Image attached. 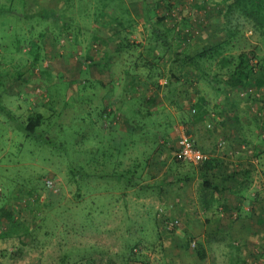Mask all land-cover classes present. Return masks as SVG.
<instances>
[{
	"label": "rangeland",
	"instance_id": "1",
	"mask_svg": "<svg viewBox=\"0 0 264 264\" xmlns=\"http://www.w3.org/2000/svg\"><path fill=\"white\" fill-rule=\"evenodd\" d=\"M232 9L240 32L216 56L204 60V73L196 71L186 81L181 75L183 63L173 53H165L161 39L168 37L171 42L175 23L189 21L193 30L224 20V0H0V264H56L60 260L167 264L169 259L173 264H264V158L257 163L251 156L246 181H221L223 174L238 169L232 161H243L247 155L239 145L226 146L229 151L224 156L230 160L216 169L211 182L227 199H231L230 191L233 195L237 187H244L250 196L245 202L249 214L232 208L220 214L216 203L214 213L208 215L210 222L204 223L206 216L197 205L202 181L194 167L176 162L173 154L181 128L191 131L209 154L216 153L218 141L235 135L228 123L232 124L230 117L237 107H229L226 96L218 91L226 85L216 78L223 79L232 67L230 59L241 50H254L264 63V20L262 12L244 14L234 3ZM146 12L153 17L158 38L147 40L153 41L159 55L164 53L162 59L153 57V61L166 64L162 70L150 68V77L147 70L131 64L151 60L136 46L142 34L139 42L132 40L127 30L134 26L124 21L120 27L115 21ZM108 17L111 21L104 22ZM165 25L172 30L164 37ZM103 27L121 32L108 39L102 35ZM196 38L189 40L194 49L203 45ZM117 41L125 48L120 52L122 61L109 66L111 57H117L110 53ZM182 46L180 42L171 47L179 53ZM132 73L147 81L161 80L158 91L163 99L148 116L144 99L150 87L140 85L138 98L121 104L133 129L118 134L112 128L103 130L108 121L99 110L106 104L104 94L99 96V82L111 76L121 84ZM93 80L98 84L91 86ZM120 84L114 86L115 93H120ZM260 87L261 99L244 107L239 101L238 108L241 124L250 129L243 136L261 148L262 136L256 135L264 130V89ZM247 88L251 87L241 86L239 92ZM228 90L229 97L238 91ZM202 109L208 117L191 125ZM33 111L45 117L37 131L44 130L48 142L38 134L36 138L25 135L24 120ZM152 120L159 123L163 141L156 160L151 158L156 125H142ZM123 152L125 165H119L113 160ZM221 170L225 172L220 176ZM184 174L193 176L172 182ZM153 175L158 183L162 179L164 192L152 193L153 203L137 207L134 196L153 191ZM137 182L138 188L134 187ZM216 217L222 227H215ZM173 219L177 224L168 227ZM236 219L240 227L233 224ZM198 242L204 259L190 260Z\"/></svg>",
	"mask_w": 264,
	"mask_h": 264
},
{
	"label": "trees",
	"instance_id": "2",
	"mask_svg": "<svg viewBox=\"0 0 264 264\" xmlns=\"http://www.w3.org/2000/svg\"><path fill=\"white\" fill-rule=\"evenodd\" d=\"M224 1H225V5H226V10H224V13H222L224 16V20H222V21L207 24L206 26L201 27L200 29H193V30L190 28L191 25L187 21L182 22L181 23L182 25L179 23H175L174 27L177 29L176 38L174 39V37H172L171 42L170 41L168 42V37H165V36L172 30V28L170 26H166V25L164 27L163 36L165 38L163 37L164 39H161L162 42L160 43V46L166 47L165 53L167 55H171L173 53L176 58L181 59L182 60L181 62L183 64L187 65V67L184 69V73H181L182 76L183 75L186 76V78H185L186 81L189 79L190 76H192V74L195 75L196 71L198 74L204 73L203 69H199V67L204 65V63L207 59H209V58L211 59V56H216L220 52V48L224 46V43H228L232 36H235L236 34H238L240 32L239 21L236 19V17H234V14L232 11L233 10L232 9L233 3L238 8V10L242 11L244 14L249 13V12H251V13L262 12L261 18L264 20V0H224ZM146 16H150V13L146 12ZM220 34H223L222 37H220L221 36ZM193 36H196L197 37L196 39L199 42L203 43V45H201V47L198 49H194L189 42L190 38H192ZM153 37H154V40L158 39L157 34H155L154 31H153ZM182 41L185 44V46L182 47V49L180 50L179 53L175 49H172L171 46H174L175 44L178 45ZM120 42H119V45L122 46L123 42H121V43ZM180 53L182 54V56L178 57L180 55ZM163 56H164V53L162 55L158 54L157 56L153 55V57H156L158 59H162ZM230 63L232 64L231 65L232 67L227 71V73H225L223 75V77L221 76L223 79H221V78H216V79L223 81V83L226 85V87H218L219 88L218 91L222 95L226 96L225 98L228 99V101L227 100L226 101H227V104L229 105V107L230 106L232 108L237 107V109L234 111V113H232V116L230 117L233 119V122H232L233 127L229 126V129L230 130H237V129L239 130L240 129L239 125L241 124V115H242V113L240 112L241 111L240 108H238L239 101L242 102V103H240V106H242V107L248 106V104L255 102V100H257L259 98L258 96L261 94L260 93L258 96L249 97L248 95H244V96L240 95L239 91L241 90V86L244 88H246L247 86H250L255 92H258L257 89L260 86H261L260 88H262V90L264 89V63H263V59H261L255 55L254 50H252V51L241 50L233 59H230ZM145 65H148V63H145ZM146 75H147V77H150V75H151L150 69L147 71ZM135 78L132 80L133 82L131 81L133 83L132 88L134 87L132 91L138 92V90H139V92H140V89L138 88L139 84L149 86L150 88H148V90L153 89V94H150L147 99H144L145 102L147 103V106L144 107V110L146 113L149 114V112H151L150 111L151 106L154 105L155 103H157V101H158L157 97H158V90L160 88V85L157 82H153V80L147 81V79H144V78L141 79V77L137 73H135ZM135 82L138 83L137 86L134 85ZM170 83H171V81H170ZM150 84H152L153 86H151ZM230 85L232 87H230ZM256 86H258V87H256ZM231 88H233L235 90V92L238 90L236 92L235 97H229L228 96L229 95L228 89H231ZM146 89H147V87H146ZM127 90H128V88H127ZM136 97L138 98L137 95H136ZM261 98H259V99H261ZM196 106H197V104H196ZM99 110H100V114L102 115L104 109L101 108ZM203 110L204 109H202L201 112H199V113L197 112V115L193 116V119L190 120L191 125L192 124L194 125L196 122L203 121L204 118L206 119V117H208L209 113L206 112L205 110L204 111ZM44 120H45V117L43 116V114L40 111H33V112L29 113L24 120V123H25L24 129L26 131L25 135L26 136L31 135L34 138L39 136V139L44 140L45 142H48L49 137L45 135V131L44 130L43 131L41 130L39 132L37 131V127L41 126V124L44 122ZM126 120H128V119H126ZM156 123L157 122L153 121V125H156ZM220 123H222V121ZM146 124L150 125V123L149 124L145 123V122L142 123L143 126H145ZM157 126L158 125H156V127ZM154 131L152 134L153 142L155 144V147H153V151L156 149L159 150V147L162 146V143H163V141L160 140V138H162V136L160 135L161 133L158 131H156V132H154ZM237 131L234 132L235 135L228 137L227 140L223 139L220 145H219V141H218L216 153H214V154L207 153V151H206L207 149H204L203 146L198 145L197 140L192 138L195 145L198 148H200L203 152L207 153L209 156L204 162L200 163L196 167L187 163L188 165H191L192 167H194L196 169L197 174L199 175V178L202 181L200 188L198 189V192H197V205H198V208L202 211V214L204 216H206L205 217L206 222H208V221L210 222V218L208 215H210L211 213L212 214L214 213L213 209L215 208V205H216L217 200H218L214 194L216 193V191H219L218 188H220V187H218V185H214L211 182L212 177H214V175L216 173L215 172L216 169L219 170V168H221L225 162L227 163L230 160V159H227L226 156H224V155L228 154V151H229V149L227 150L226 146H232L233 147L234 145H239L241 150H243L242 152L247 154L245 156V158L243 159L247 163L251 162L250 159H251L252 155L255 156V158L257 159V163L260 162V160L262 158H264L263 157L264 147L260 148L261 145H259L257 143H255L254 145H251L246 140V137L243 136L242 134H238ZM186 133L190 134L192 137L191 131L186 130ZM37 134H38V136H37ZM256 135H258V137L262 136L261 137L262 139L259 143L260 144L264 143V130L257 132ZM250 149L253 150V152L251 154L248 153L250 151ZM234 152L235 151H232V153H234ZM236 152H239V150L237 148H236ZM216 154H218V155H216ZM218 156L222 157L221 161H220ZM175 160L178 163L184 162V161L178 160L176 158H175ZM225 160H227V161H225ZM235 161L238 162V164L240 165L241 161H238L237 159H235ZM232 162H234V161H232ZM184 163H186V162H184ZM225 165H227V164H225ZM233 165H235V163ZM241 168L244 170L245 166H241ZM235 170H237L238 172ZM235 170L230 171L228 174H230L231 177H235V175L237 176V174L242 173V171L240 170V167H239V169L235 168ZM223 172H225V171H223V170L218 171V174H220V176H221V174ZM248 172L249 171L246 168V170H244L242 173L243 176L246 175V173H248ZM183 176L184 177H181V179L179 177L174 178V180L172 182H176V181L181 182L185 179L192 177L193 175L188 176V175L184 174ZM243 188L240 187V189H243ZM248 198H250V196H248ZM223 201H225V200H223ZM244 214L247 215L249 213H244ZM157 220L160 224H163V222L160 218H157ZM230 223H232V222L230 221ZM165 225H166V221L164 220V226ZM214 225H215V227H220V225H221L219 222V219L217 217L215 218ZM229 226H230V224H229ZM29 234H30V229H29ZM191 253H192L191 256H193V257H190V258L192 260L204 259L205 252H204L203 247L201 246V244L199 242L197 243V246L192 249ZM56 264H84V263L80 260L74 261L71 263H64L62 260H60ZM124 264H129V262H126ZM167 264H173V261L171 259H169Z\"/></svg>",
	"mask_w": 264,
	"mask_h": 264
},
{
	"label": "crops",
	"instance_id": "3",
	"mask_svg": "<svg viewBox=\"0 0 264 264\" xmlns=\"http://www.w3.org/2000/svg\"><path fill=\"white\" fill-rule=\"evenodd\" d=\"M107 21L108 22L111 21L109 17L104 22H107ZM115 21L119 24L118 26H120V25L122 26V22H124V21H127V22L131 23L132 26H134L133 30H127V32H128L127 34L130 33V35L133 36L132 40L135 39L137 42H139L140 39H141L140 34H142V36H143V39L140 41L141 43H137L136 46H139V47L141 46V48H142L141 52H143V55L148 54L149 55V59H151V60H150V62L144 61V62H147L148 65H145V63H143V62L138 63V61H133L131 64L134 65V67H133L134 69L135 68H138V70L139 69H145L147 71L150 68L151 69L152 68L153 69L154 68L155 69L157 68L159 70L160 69L161 70L164 69V64L165 63L164 64L161 63V66H160V65H158V63H155V61H153V54H155V55L157 54L158 55V49L156 48V45L153 43V41L151 43V42H149L147 40L149 37H153V17L151 15L150 16H146V14H144V15H142V14H137V15L136 14H131L129 17H127V19H125L123 17L120 20V18L118 17V19H115ZM187 22H189V21H187ZM103 28L104 29H101L102 30V35H103V37H107L108 39L113 38L116 35L118 37L119 32H121V29L120 28H119L120 30H114V31L106 30L105 29L106 27H103ZM93 29L95 30V28H93ZM137 37L139 39H137ZM172 37H174V39L176 38V31L174 32V34H173ZM182 44H183L182 47H184L185 44L183 43V41H182ZM115 46L116 47L113 49V52H110V53L111 54L113 53V55L115 54V56H117V57H113V56L111 57V61L109 63V66H110V64H112V62H114V64H117L118 62H121L122 61V58H121V55H120L121 53L120 52L123 53V50L125 48H122V46L119 45V41H117V43H116ZM182 47H181V49H182ZM129 55H131V53H129ZM181 56H182V54H181ZM130 58H128V59L126 58V61H128ZM174 58H176V57H174ZM161 61H163V60H161ZM179 61H182V60L179 59ZM163 62H165V61H163ZM182 67H183V69H185L187 67V65L182 64ZM202 67H203V65L200 66L199 69H202ZM167 68L171 69L172 67H171V65H169V66H167ZM121 69H125V68H121ZM198 75H200V74H198ZM134 78H135V74L133 75V73H132L131 75L129 74V78H127L125 80L122 77L121 79L124 80V82L121 83V84H120V80H119L118 77H111V76L109 78H107L105 81L99 82V85L102 86L101 87V90H99V92H100V95L99 96L101 97V93H103L104 94V99H106L105 108L103 107L104 110H103V113H102L101 117H102V119H104V121H105V119L108 121V122H106L105 126L103 127L104 128L103 130L111 129L112 128L114 130H117V134H118L119 131L120 132L121 131H131L133 129V127H131V125H129L126 122L127 121L126 120L127 118L125 117L126 114L123 112V106L121 104L124 101L127 102V101L131 100V98L136 97V95L138 96L139 92L132 91L134 87L132 88V85H133L132 82L133 81L131 82V80H133ZM112 80H114V83H112ZM159 83H161V80H159ZM95 84H98V83L93 80V81H91V84L90 85L93 86ZM116 84H118V85L120 84V86L122 87V88L119 89L120 90V93L119 92L118 93H115V91H114V86ZM137 84H138L137 82L134 83V85H136V86H137ZM139 86H140V84L138 85V88L140 89ZM127 88H128V91H126ZM148 91H149V95L150 94H153V89H149ZM126 92H128V93H126ZM148 96H147V98H148ZM159 98H162L163 99V93L158 91L157 100H159ZM206 100H207V97H205V101ZM115 102L116 103L118 102L116 108L113 106V104ZM118 104H119L120 107L118 106ZM94 106H98L97 102H95ZM96 108H98V107H96ZM152 108H153V105L151 106L150 111L152 110ZM151 112L153 114V111H151ZM151 112H149V113H151ZM147 115L150 116V114H148V113H147ZM111 118H112V120H111ZM150 124H151V126L153 125V120H152V122ZM157 124L159 125L158 122H157ZM228 124H229L230 127H233L232 124H230V123H228ZM243 125L244 124H240L239 125L240 126V129L239 130L237 129L238 131L237 130H231V131H233V132L237 131L238 134H242V135H243V133L245 134V132H249L250 129H248L246 126H243ZM243 127H244V129H243ZM152 128H153V126H152ZM158 128H159V126L155 127V129H154L155 131L154 132L159 131ZM112 149L113 150H116L114 148H112ZM124 154H125V152H123L122 154H119L118 158L117 159H114L113 161H116V163H118L119 165H122V164L125 165L124 164V162H125L124 160L125 159L122 157ZM157 154H158V149L152 151L151 152V158H153V159L156 160ZM114 155L116 156V153ZM216 155H218V154H216ZM219 159L221 161L222 157L220 156ZM225 161H227V160H225ZM153 162H156V161H153ZM234 163L238 167V169L240 167V170L242 171V173L247 168V162L244 161V160L241 161L240 165L236 161H234ZM241 166H245L244 170L241 168ZM242 173L237 174L238 176L235 175V177H231L230 174H228V173H226V174H223L222 173L223 175L220 178H221V181H229V182H234L235 181V183L241 182V181H246L247 180L246 179L247 175H244L243 176ZM151 177H152V175H151ZM161 180L158 183L157 182V176L156 175H153V187H152V190L154 192L151 191L150 193H148V191H147L144 194H138V195H135L134 196L135 198L133 200H134V203H136V206L137 207L138 206L139 207L140 206H143V205H145V204H147L149 202L150 203H153V198H150V197H153L152 196V193H157L155 195L158 196L159 191L161 192V194L164 192V186L161 183ZM144 182H145V180L141 178L140 179V183H144ZM162 182H165V180H163ZM140 183L137 182V184H135L134 187L138 188V186L140 185ZM145 184L146 183H144V185ZM214 195L218 199L217 200V203L219 204V209H220L219 210V213L220 214H222V212H223L222 210L225 209V210H228L229 211V209H231V208H232V210H237L240 213H248V206H246L245 202H247L249 195H248V192L245 189H239L237 187V189L234 190V194L233 195H232V193L230 191L228 197H231V199L223 198L224 196L218 194L217 192ZM223 200H225V201H223ZM232 210H231V212H232ZM237 220L238 219L234 220V223L233 224H235L237 222ZM221 221L222 220H220L219 222H221ZM241 221L243 223H245V220L244 219H242ZM204 223H207V222H204ZM220 224H221V227H222V223H220ZM229 224L231 225V223H226L225 224L227 226V228H229ZM205 225L207 226V224H204V226ZM236 225L238 227H240L242 225V223H236ZM234 227H235V225H234ZM190 260H192V259L190 258ZM194 261H196V260H194Z\"/></svg>",
	"mask_w": 264,
	"mask_h": 264
},
{
	"label": "built area",
	"instance_id": "4",
	"mask_svg": "<svg viewBox=\"0 0 264 264\" xmlns=\"http://www.w3.org/2000/svg\"><path fill=\"white\" fill-rule=\"evenodd\" d=\"M240 94L251 97L258 96L260 93L255 92L252 88H247L246 91H243ZM221 142L222 141H219V145ZM173 154L176 159L184 161L195 167L204 162L209 157L207 153L203 152L195 145L191 135L187 134L185 129L182 128L180 129V132L177 136ZM176 224L177 219L168 221V227H173Z\"/></svg>",
	"mask_w": 264,
	"mask_h": 264
}]
</instances>
